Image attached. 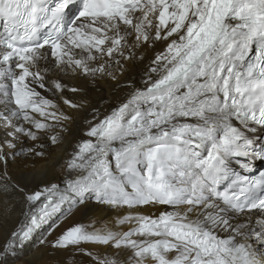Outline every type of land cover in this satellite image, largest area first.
Listing matches in <instances>:
<instances>
[{"label":"snow or ice","instance_id":"snow-or-ice-1","mask_svg":"<svg viewBox=\"0 0 264 264\" xmlns=\"http://www.w3.org/2000/svg\"><path fill=\"white\" fill-rule=\"evenodd\" d=\"M69 254L264 264V0H0V264Z\"/></svg>","mask_w":264,"mask_h":264},{"label":"bare ground","instance_id":"bare-ground-1","mask_svg":"<svg viewBox=\"0 0 264 264\" xmlns=\"http://www.w3.org/2000/svg\"><path fill=\"white\" fill-rule=\"evenodd\" d=\"M100 85L103 88V94L105 97H109L111 95V90L108 84L104 83L103 81L100 82ZM93 100L96 99L95 94H93ZM66 146V145H65ZM63 155V150L61 148H55L51 151L50 158L47 161H38L37 166L42 167L46 166L52 171L58 173V168H56V162L60 159ZM13 171L19 173L20 171H32V169H24L22 166L17 167L13 165ZM115 215L114 212H111L108 209H104L99 205L92 204L86 211L77 212L75 215L71 216L67 221H65L60 228L56 231V235L59 234L64 228L69 227L73 224L80 223V224H87L93 220H96L98 223L110 220ZM65 260V264H70V254L69 256L62 257Z\"/></svg>","mask_w":264,"mask_h":264}]
</instances>
